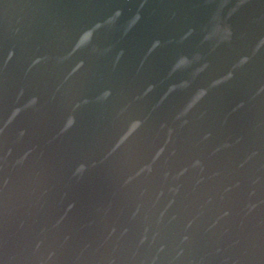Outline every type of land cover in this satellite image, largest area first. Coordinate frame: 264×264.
I'll use <instances>...</instances> for the list:
<instances>
[{"label": "water", "instance_id": "water-1", "mask_svg": "<svg viewBox=\"0 0 264 264\" xmlns=\"http://www.w3.org/2000/svg\"><path fill=\"white\" fill-rule=\"evenodd\" d=\"M0 264H264V0H0Z\"/></svg>", "mask_w": 264, "mask_h": 264}]
</instances>
